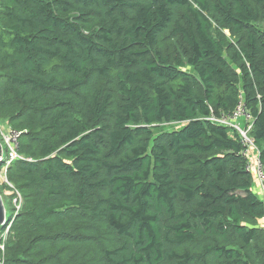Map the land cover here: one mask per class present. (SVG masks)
I'll return each instance as SVG.
<instances>
[{"label": "trees", "instance_id": "obj_1", "mask_svg": "<svg viewBox=\"0 0 264 264\" xmlns=\"http://www.w3.org/2000/svg\"><path fill=\"white\" fill-rule=\"evenodd\" d=\"M242 98L264 166V0H0L5 264H264Z\"/></svg>", "mask_w": 264, "mask_h": 264}, {"label": "built area", "instance_id": "obj_2", "mask_svg": "<svg viewBox=\"0 0 264 264\" xmlns=\"http://www.w3.org/2000/svg\"><path fill=\"white\" fill-rule=\"evenodd\" d=\"M207 120L236 130L242 141L241 154L247 159L246 169L255 174V179L259 181L264 192V166L260 159V151L256 146L255 139L251 136L254 128V117L247 109L246 103L242 98L236 108L231 112H212ZM2 126V125H1ZM0 126V142L2 144L3 154L0 162H4L0 170V179L3 184L13 190L14 197L12 200L13 210L11 215L6 212L4 222L0 224V264H5V247L6 242L11 236L13 223L20 213L23 204V198L19 190L8 179L7 171L9 166L17 159H22L20 154V138L22 132L11 127L3 128ZM7 211V210H6Z\"/></svg>", "mask_w": 264, "mask_h": 264}, {"label": "crops", "instance_id": "obj_3", "mask_svg": "<svg viewBox=\"0 0 264 264\" xmlns=\"http://www.w3.org/2000/svg\"><path fill=\"white\" fill-rule=\"evenodd\" d=\"M0 123L2 124V126H3L4 128H8V127H10V124H9L8 121H2V122H0ZM253 189H254V192H255L260 198H262V199L264 200V192H263L262 186H261V184L259 183V181H257L256 179H255V183H254V188H253ZM259 224H260V226L264 227V217H263L262 219H260Z\"/></svg>", "mask_w": 264, "mask_h": 264}, {"label": "water", "instance_id": "obj_4", "mask_svg": "<svg viewBox=\"0 0 264 264\" xmlns=\"http://www.w3.org/2000/svg\"><path fill=\"white\" fill-rule=\"evenodd\" d=\"M3 154V149H2V144L0 142V158L2 157ZM6 206L4 204V200L3 197L0 193V224H2L4 222V219L6 217Z\"/></svg>", "mask_w": 264, "mask_h": 264}, {"label": "rangeland", "instance_id": "obj_5", "mask_svg": "<svg viewBox=\"0 0 264 264\" xmlns=\"http://www.w3.org/2000/svg\"><path fill=\"white\" fill-rule=\"evenodd\" d=\"M2 124L0 123V126H1ZM181 124H176L175 126H172V125H164V127H165V129H171V128H178L179 126H180ZM2 127V126H1ZM3 128V127H2ZM3 184V182H2V180L0 179V190L2 191V192H4V190H2V185ZM1 193V192H0ZM6 193H10L9 191H6ZM3 196H4V194H3ZM6 210H7V213H8V215H11V213H12V204L10 203V202H6Z\"/></svg>", "mask_w": 264, "mask_h": 264}]
</instances>
